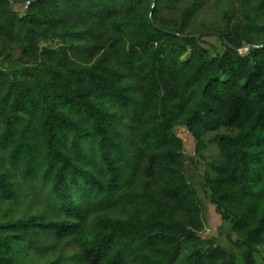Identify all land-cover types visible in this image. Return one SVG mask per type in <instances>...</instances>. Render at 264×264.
I'll return each mask as SVG.
<instances>
[{"label":"trees","instance_id":"trees-1","mask_svg":"<svg viewBox=\"0 0 264 264\" xmlns=\"http://www.w3.org/2000/svg\"><path fill=\"white\" fill-rule=\"evenodd\" d=\"M213 1L0 0V264H264V0L219 28ZM215 29L214 53L194 35ZM178 127L217 149L203 187L236 253L199 235Z\"/></svg>","mask_w":264,"mask_h":264},{"label":"rangeland","instance_id":"rangeland-1","mask_svg":"<svg viewBox=\"0 0 264 264\" xmlns=\"http://www.w3.org/2000/svg\"><path fill=\"white\" fill-rule=\"evenodd\" d=\"M237 6L238 0H214L213 3L207 8V12L203 16L206 20L205 25L211 26L209 19L215 18L213 23V27L219 28V23L217 22L219 13L221 14V10H229L230 6ZM198 21H201V18H198ZM199 23L196 22V25ZM217 29H215L216 31ZM213 31V30H212ZM201 39V45L208 49L211 52H219L222 50V46L220 43V39L218 36H202L199 37ZM13 58L18 57V52L14 49ZM15 59L13 61H15ZM9 62L0 60V68L7 70L9 67ZM178 137L181 139L184 148V159H185V171L186 176L194 187L197 193V197L202 204L203 207V231L199 234L201 238H210L213 237L216 239L217 244L221 246L228 253H236L237 250L234 246L237 241V236L230 231L229 225L223 222L220 219L219 214L216 212L215 207L210 202L209 192L203 187V174L206 170V162L216 154L215 145L208 143V146L205 150L206 160L203 161L195 157V142L190 135V133L183 127H178L175 130ZM212 136H208L206 140L210 141ZM9 207L5 206L4 211L9 210L7 213V217L12 216L15 218L23 217L24 215H29V213H35L37 210H30L27 204H22L17 209L13 210ZM32 211V212H31ZM262 253L264 255V248L262 249ZM51 257H38L33 256L25 257L23 256L21 259L22 264H43V262L49 260ZM20 264V263H17Z\"/></svg>","mask_w":264,"mask_h":264},{"label":"water","instance_id":"water-1","mask_svg":"<svg viewBox=\"0 0 264 264\" xmlns=\"http://www.w3.org/2000/svg\"><path fill=\"white\" fill-rule=\"evenodd\" d=\"M8 1L10 2L11 10L14 11V12H18V11H21V10L25 9V8L28 6V4H30V3L34 2V1H37V0H28V1H26V2H24V3H20V4H16V3H14V1H12V0H8ZM149 17H150V18H149V19H150V23H151V25H152L155 29H157V30H159V31L166 32V31L160 29L158 26H156V25L152 22V20H151V16H149ZM194 36H195V37H196V36H197V37H202V36H218L219 38H221V33L217 32V31H206V32H203V33H200V34L194 35ZM222 41H223V44L226 45V46H227L228 48H230L231 50L237 52L238 54H242L239 50L234 49L233 47L229 46L228 43H227L225 40H222ZM253 48H257V46H249L247 52H250ZM243 54H244V53H243Z\"/></svg>","mask_w":264,"mask_h":264}]
</instances>
